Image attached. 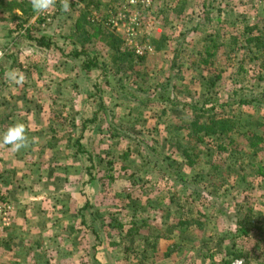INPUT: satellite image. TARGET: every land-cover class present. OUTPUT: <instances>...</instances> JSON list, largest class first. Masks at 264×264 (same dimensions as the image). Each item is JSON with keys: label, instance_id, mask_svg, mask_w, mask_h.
Returning <instances> with one entry per match:
<instances>
[{"label": "rangeland", "instance_id": "374dc122", "mask_svg": "<svg viewBox=\"0 0 264 264\" xmlns=\"http://www.w3.org/2000/svg\"><path fill=\"white\" fill-rule=\"evenodd\" d=\"M14 1L18 0H0V50L5 53L0 59V65L5 68L0 75V135L6 130L4 126L8 128L16 121L26 124L30 138L37 131L42 133L36 142L19 152L13 153L10 146L0 147V197L7 200L4 206L0 202V264H33L37 256L42 258L38 264H54V261L80 264L86 242L89 247L93 242L101 244L97 251L91 250L89 257L94 255L102 264H121L120 248L116 247L128 243L125 232L119 236L107 226L112 218L122 224L130 222L132 208L126 205L125 195L129 190L137 198L141 188L138 178L149 195L144 197L151 201V206H146L148 214L141 218L147 224L144 231L149 236L148 242L153 238L158 241L156 256L144 260L145 264L232 261L224 250L229 244L224 231L233 229L232 212L244 196L241 190L245 187L239 183L234 190L226 188L239 182L237 173L232 168L227 170L230 162L226 159L219 165L218 176L206 161L198 162L193 168L183 166L175 148L189 145L183 140L185 135L177 130L183 123L176 117V107L157 102L143 106L133 102L130 93L141 98L163 93L180 101L188 100V94L200 90L199 73L191 64L199 62L202 33H213L221 36L213 64L216 73L221 72L216 88L218 96L231 102L237 92L239 96L256 100L249 108L229 106L222 112L239 123L246 122L250 116L259 124L254 129L259 128L258 132L264 134V0H188L183 7L178 5V0H93L89 6L81 3L68 12L62 10L58 0L54 9L36 13L28 23L42 19L36 26L52 40L54 45L50 49L20 39L22 31L8 35L7 27L14 29L17 23L13 22L12 14H19L16 5L13 8L10 5ZM83 12H87L84 31L77 27V22L83 21ZM195 27L197 31L189 34ZM245 28L251 29L253 39H260V43L252 42L253 60H259H251L253 55L246 53L248 46L244 41L252 37L249 33L241 34ZM109 33L118 38L121 50L135 52L143 60L134 58L131 69L127 60L121 66L115 64L110 57ZM185 35L189 36L184 38ZM84 48L88 49V56H95L106 66L104 79L103 72L86 73L80 60L64 56ZM180 61L189 70L178 74L176 63ZM239 63L243 64L241 69ZM10 68L25 73L27 79L22 87L6 80L5 73ZM180 80H185L188 86ZM95 84L102 86L99 88L106 109L101 112L88 102ZM95 112L100 120L87 127V146L90 150L97 149L96 153L109 151L111 158L117 160L108 173L114 182L103 178L108 168L104 164L91 172V180L83 170V166L89 165L67 149L69 132L76 137L81 122ZM64 117H69V122L62 128ZM70 120H74L73 126H69ZM52 128L59 132L52 141L53 152L59 151L57 155H51L50 150L41 151ZM234 138L239 146L247 143L244 137ZM168 156L173 160L171 170L175 168L186 177L185 185L176 184L173 188L171 182L165 184L159 180L151 189L160 176L154 164L161 165L162 158ZM101 157L105 163L106 157ZM52 158L60 160V167L54 171L53 163L47 162H52ZM259 160L264 164V152L259 153ZM245 172L252 175L250 169ZM130 174L138 180L135 189L129 182ZM260 185L264 186L263 181L255 177L252 196H264V187L260 189ZM178 187L181 188L178 193L185 194L191 203L172 198L168 209V205H161L166 212L155 208L156 196H166L167 190L175 191ZM179 203L183 207L180 210ZM86 204L92 210L87 211L89 221L82 226L78 211ZM256 208L264 212L263 204L258 203ZM190 218L189 225L170 227L177 219ZM194 219L204 224L202 229ZM93 227L100 236L97 240ZM7 237L15 238L16 243L2 245ZM137 239L135 236L131 240ZM172 244H178L180 249L165 258L164 252ZM253 244V241H238L244 251L251 250ZM256 246L261 253L257 261L249 264H264V244ZM212 251L215 255L209 259Z\"/></svg>", "mask_w": 264, "mask_h": 264}, {"label": "trees", "instance_id": "16d2710c", "mask_svg": "<svg viewBox=\"0 0 264 264\" xmlns=\"http://www.w3.org/2000/svg\"><path fill=\"white\" fill-rule=\"evenodd\" d=\"M93 0H71L70 2V8L75 7L81 3L89 4ZM188 0H178V5L183 7L186 5ZM10 3L7 4V6ZM12 8L16 5V7L19 10V14L13 13L12 18L13 22H17L14 26L15 28H9L7 27L8 35H11V33H18L22 31L23 36H18L20 39H24L30 43H34L36 47L50 49L54 44L50 38L47 36H44L40 33V29L36 25H40L42 22V19L39 18L34 21L33 24L29 25V20L35 16L36 12L33 11L32 6L30 4V0H18L14 1V3L10 4ZM85 16H83L82 20L77 22V27L85 30V24H87L86 15L87 12H83ZM107 23V22H106ZM196 27L190 30L191 34L192 32H196ZM206 31V30H205ZM242 35H248L247 33L251 35V29L245 28L244 31H241ZM202 33V32H201ZM204 37H202V48L199 55V62H193L191 64L192 67H195V70L198 71V78H200V90L196 91L193 94H188V100L180 101L178 98H170L167 94L159 93L157 96H149V98H141L136 96L134 93H130L132 95L131 98H133V102L138 104H143V106L150 104L151 102H157L166 104L169 107H176V117L179 116L178 120L183 123L177 130L182 132L183 135H185L184 139L189 146H182V145H176V152H178V158L179 161L183 166L193 168L198 162L200 161H206L207 165L213 168L214 175L218 176L220 173L219 165L221 161L224 159L229 160L230 166H227V170L232 168V171H235L234 173H237L239 177V182H235L233 185L231 184L229 188H226L227 190H234L235 186H238L239 183L243 188L241 192L243 193V197L240 202H237L236 206L237 208L233 210V229H229L224 231V237L228 238L229 244L224 248L226 255L230 256L232 258V261L229 260H221V264H232L235 261L233 259L239 258L240 262L242 264H249L250 261H257L259 257L258 252L260 247L258 248L256 245L264 244V212H261L258 208H256V205L259 203V205H264V196L256 198L255 196H252V190L254 188L255 183V177H259L261 181L264 183V164L262 160L257 161V157L259 153L264 152V134H260L258 132V129H254L255 126H259L258 123H255L250 116L247 117L246 122H237L233 120V116H226L222 112V110L225 107L229 106H245L250 107L256 100L244 98L242 96H239L237 92H235L236 98L231 100V102L226 101L223 98H220L218 96V93L216 91V88L218 86V81L221 80V72H217L213 69V64L217 55L218 50H220L221 42L220 39L221 36L214 35L213 33H202ZM189 35H185L184 38L188 37ZM109 38H111L110 42V57L112 58L113 62L117 65H122L127 60L128 67L131 69L133 66V60L134 58L138 61H142L143 57L137 56L135 52H128L121 50V43L118 40L117 37H115L113 34L109 33ZM236 38V37H234ZM237 39V38H236ZM256 41L257 43H260L259 38L253 39V37L246 38L244 41L248 46L246 49V53H249L250 55H253L250 57L251 60L255 58V53L253 52V48L255 46L252 45V42ZM243 49L240 48L239 50ZM88 49L84 48V50L81 51H72L69 54H64L66 56L65 58H71L75 60L81 61V68L86 73L99 71L106 72V66L100 62H98L97 58L90 57L87 54ZM87 54V55H86ZM177 60H179L177 58ZM256 60H259L258 58ZM253 60V61H256ZM177 62V61H176ZM180 61V64L176 63V72L184 73L188 71V68H183V65ZM240 69L243 67L242 63L238 64ZM5 68H3L0 65V75L4 73ZM183 69V70H182ZM206 72V73H205ZM201 73V74H200ZM204 73V74H203ZM106 76H103V79ZM181 83H186L185 80H180ZM107 84L108 82L105 81ZM134 86H136V82H133ZM188 86V84L186 83ZM99 85H94L93 90H91V93H89V103L93 107L97 108L96 111L101 112L104 110V102L102 99V91L100 90ZM123 89V88H122ZM128 91V90H126ZM183 93V91H181ZM190 95V96H189ZM194 95V96H192ZM130 97V96H129ZM106 109V108H105ZM239 114V112H238ZM182 116V117H180ZM67 118L64 117L61 121L60 126L62 128L68 126ZM182 118V119H181ZM85 119V118H84ZM98 113L95 112L91 115H89V118H87L85 121H82L81 126L79 127L80 130L78 132V135L75 137L72 134V131H70L66 140L67 149L71 151V155L79 157V159H82L83 162L88 164L89 166H83V170L87 173V175L92 180V173L93 170L96 168L98 169V166L100 164H104L108 168H105V176L103 178H107L108 181L114 182V178L109 176L110 170H112V166L115 165L117 160H114L110 156L109 151H104L101 153H96V150H90L87 146L88 137L87 136V127L89 125H95L99 121ZM71 121V120H70ZM73 126L74 120L70 123ZM263 125V124H262ZM5 129H7L6 126H4ZM74 130V128H72ZM89 132V131H88ZM41 131H37L34 134V137H37L41 134ZM59 133L56 131V128H52L51 135L49 136L48 141L46 142V146L41 148V151L44 150H50L51 155H57L59 154V151L53 152L55 147L52 145V141L56 138V134ZM235 136L244 137L245 145L239 146L237 141L235 140ZM37 141V140H36ZM39 143V142H38ZM246 149V150H245ZM40 151V153H41ZM50 155V156H51ZM101 156L106 157V161L104 163L105 158L102 159ZM127 156L125 155L124 158ZM107 158H109L107 160ZM52 162L47 160L49 164L53 163V168L51 167V170L54 171L56 167H60V160L58 158H52ZM126 160V159H124ZM162 164L159 165L157 163L154 164L155 171L157 172V175L160 174L159 179L157 177V180L152 185L153 187L151 189H154L159 180H161L163 183L168 184L169 182L172 183V186H176V184L185 185L186 183V177H184L183 174L178 172V170L173 168V166L170 164V161L173 162L171 157L162 158ZM247 163V164H246ZM254 164V167L252 166ZM234 165V166H233ZM251 166V167H250ZM252 171V175H248L245 171L246 170ZM99 171V170H97ZM124 171H127L125 169ZM98 173V172H97ZM109 173V174H108ZM102 174V173H101ZM232 175V174H231ZM134 174L129 175V182L133 186L132 188L135 189L136 184L139 180V185L141 188L139 189L140 193L137 196V198H133L135 192H131L129 190L126 191L125 199H127V206H130L132 208V214L129 215L131 217L129 219L130 222L127 223H120L116 218L110 219L109 227L113 232H117L119 236H121L122 232H125L124 238L126 241H128L127 244L122 243L121 245H118L116 248L119 249V253L122 255L121 258V264H145L144 260H148L150 257H155L157 254V246L158 241L153 238V240L150 241L148 239L149 236H147L146 232L144 231V228L147 226L144 219L141 220V218H144L146 214H148L146 206H151V201L146 199L144 196L149 197L148 193L143 191L142 189V181L138 178V180H134ZM234 182V181H233ZM174 185V186H173ZM139 186V187H140ZM264 186L260 185V189H263ZM178 190L181 192V188L178 187L177 190H167L168 194L166 196H156L155 197V208H159L161 213L166 212V209L169 208L172 198H176L177 200H184V203H191L189 201V198L184 194L181 195L178 193ZM172 191V192H171ZM182 192H185V189L183 188ZM152 193V192H151ZM9 195V194H8ZM11 195V194H10ZM169 195V196H168ZM168 197V198H167ZM183 197V198H182ZM262 199V200H261ZM145 200V201H144ZM0 202L5 203L7 200L1 196ZM181 203L177 206V209H181L183 207L180 206ZM161 205H168V207L161 208ZM92 210L91 206L86 204L78 211V214L81 218V225L86 226L87 220L86 213L87 211ZM263 211V210H262ZM155 213V212H154ZM91 216V215H90ZM135 220H138L139 222L136 223ZM198 222L199 229H202L204 224H201L197 219H194ZM144 221V222H143ZM177 221V222H176ZM192 221V218L190 219H177L174 221V223L170 224V227L173 228H182L185 225H189V223ZM206 221L204 220V223ZM92 233L94 235V240H97L100 238L98 235V232L95 230V227L91 228ZM7 230H9L7 228ZM6 231V230H5ZM80 231V230H79ZM181 234L178 235V237ZM84 236V235H83ZM137 237V241L131 240L133 237ZM169 236H166V238ZM122 240V239H121ZM15 238L7 237V241L5 244H2L4 246L7 245H13L15 244ZM238 241L240 242H254L253 247L251 250H242L238 246ZM122 242V241H121ZM1 244V243H0ZM19 243H17L18 245ZM144 244L142 248H139V245ZM1 245V246H2ZM86 253L85 256L82 257L80 260V264H102L101 260H96L95 256H91L90 252L97 251L99 246L96 242L89 247V243L86 242ZM146 246V247H145ZM180 246L178 244H172L169 246L164 252V257L167 258L172 254H175L177 251H179ZM215 253L212 251L211 254H209L208 258L213 259ZM40 259H39V258ZM43 257V256H42ZM32 260V259H31ZM33 264H38L42 261L41 256H37L33 260ZM40 261V262H39ZM142 262V263H141ZM57 261H54V264H56ZM148 264H151V261Z\"/></svg>", "mask_w": 264, "mask_h": 264}, {"label": "clouds", "instance_id": "9594fccd", "mask_svg": "<svg viewBox=\"0 0 264 264\" xmlns=\"http://www.w3.org/2000/svg\"><path fill=\"white\" fill-rule=\"evenodd\" d=\"M56 2L57 0H30L32 9L36 13H47L49 10L55 8ZM70 2L71 0H61V7L64 12L70 11ZM4 55L5 53L0 50V59H3ZM5 78L8 82L18 87H22L27 79L25 73L18 68H10L5 73ZM27 131L25 123L20 121L14 122L0 135V147L10 146V150L13 153L28 148L38 138H30L27 135Z\"/></svg>", "mask_w": 264, "mask_h": 264}, {"label": "built area", "instance_id": "2783aa9c", "mask_svg": "<svg viewBox=\"0 0 264 264\" xmlns=\"http://www.w3.org/2000/svg\"><path fill=\"white\" fill-rule=\"evenodd\" d=\"M4 205H5V203H2V206H4ZM233 264H241V262L240 261H235Z\"/></svg>", "mask_w": 264, "mask_h": 264}]
</instances>
